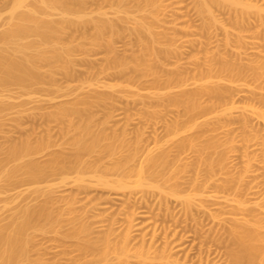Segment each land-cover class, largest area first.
<instances>
[{
	"label": "rangeland",
	"instance_id": "obj_1",
	"mask_svg": "<svg viewBox=\"0 0 264 264\" xmlns=\"http://www.w3.org/2000/svg\"><path fill=\"white\" fill-rule=\"evenodd\" d=\"M104 1L86 0L81 9L75 8L76 3L70 7L73 12L83 11L89 20L114 21L116 30L105 34L108 40L104 43L109 45H95L93 23L81 21L80 25L77 15L71 16L72 22L78 20L71 28H63L60 37L61 45L71 54V71L67 74L56 68L50 78L49 69L60 65L51 60L50 65H55L45 64L43 83L27 90L0 88V160L4 170L30 160L42 167L55 158L59 164L73 160L77 125L82 128L86 124L92 134L103 135L98 148L82 156L85 165L64 175L50 172L39 182L29 181L23 173L18 174L17 182L0 175V227L19 221L27 207L36 211L44 206L54 223L57 221L51 227H46L43 219L36 221L37 228L27 232L31 239L27 255L17 264H99L95 254L102 247L103 233L114 231L117 221L111 237L119 241L127 229L126 216L133 209L137 215L130 233L128 264H143L134 255L142 245L149 250L148 264H165L159 259L163 251L169 256L166 264H231L228 252L234 242L230 230L246 223L254 227L256 220L263 246L258 264H264V119L252 112L257 109L264 114V70H258L264 62V25L258 26L256 15L250 16L253 21L248 19L251 24L238 27L235 13L218 7L213 8L218 23L211 22L209 16L199 13L196 0ZM250 1L258 6V0ZM12 2L0 0V32L7 27ZM98 5L108 6V10L103 8L105 15L97 13ZM53 13V19L60 20V12ZM139 22L154 29V48L160 61L153 62L146 55L139 40H145L137 29ZM120 61L126 64L124 69ZM202 86L221 90L223 102L214 104L215 100L203 96L200 103L206 109L188 113L186 95ZM95 93L104 94L106 103L82 110L84 115L70 117L71 122L56 118L62 107L92 103ZM23 140L35 148L37 143V148L43 147L24 156L22 163L7 160L9 147ZM182 141L194 148L185 145L187 148L179 150ZM161 153L167 154L169 163L156 171L170 174L178 168L173 175L179 177V185L175 180L165 184L157 174L151 183L161 186L163 192L153 187L115 190L97 182L100 175L116 181L122 174L121 169L106 171L105 167L128 162V167L137 169L147 155L162 157ZM203 154L214 163L211 173L205 163L199 164ZM78 177L83 182H77ZM88 242L95 244L96 252L86 249Z\"/></svg>",
	"mask_w": 264,
	"mask_h": 264
},
{
	"label": "bare ground",
	"instance_id": "obj_2",
	"mask_svg": "<svg viewBox=\"0 0 264 264\" xmlns=\"http://www.w3.org/2000/svg\"><path fill=\"white\" fill-rule=\"evenodd\" d=\"M29 1L28 0H13V2L10 3L11 4L9 8L10 17L7 20L8 22H6L7 27L5 26L6 28L0 32V88H9L10 86H17L21 89L27 90L30 87L43 83V80L46 77V74L43 71V68L45 64L47 65V63L52 62L53 60H56V62L57 61L60 62V65L56 66L54 63L52 65H55V66H52L50 65L51 63H49L50 67L52 66L49 69V72H47L50 78H52V76L54 75L53 71H56V68H60L68 74V72L71 71V65H72L71 59H70L71 54L69 53V48H67V46L61 45L60 37L61 35L64 34L63 31H65V29L64 30L62 29L66 28V26L69 28L71 25H74L73 24L74 21L76 22V20L79 19L78 23L82 21L81 23H84L85 25H89L88 23H90L91 25V23H93L94 25L93 27H95L94 29L97 31L96 33L97 38L96 36H94L95 41H93L95 45H99L100 43L102 42L104 43V41L108 40V38L106 40V37H105L106 32L116 30L114 28L116 24L112 20H108V19L107 20H104V19L89 20V18L87 17L86 14L83 13V11L79 12L80 10H77L78 12L77 13L71 10L70 6L73 3L74 4L72 5V8L76 4L77 5L75 6V8L77 6L79 7L80 5H81L80 7L83 8V6H85L86 0H36L37 2L36 1H33L34 3L32 2L33 5L30 4V6H27L26 3ZM111 1H110V4H111ZM115 1L117 2V0ZM261 1L262 3L264 2V0H258V6L253 4L254 1L251 2L250 0L248 2H246L245 0H196L195 2H196V7H198L200 11L199 13L206 14L205 15L206 17L209 16L208 18L211 22L216 23L218 21V19L215 18L216 16H214L213 14V11H214L213 8L216 7V10H217V7H218L224 10L226 9L225 11H228V12L233 11L232 13H235V14L234 16L233 15L232 16L235 18V23H236L234 24L235 25L240 24L242 25V27L246 26L245 24L248 25V23H250L248 22V19L252 20L250 19V16L252 18L258 16L257 18L258 26H261L260 28H262V26L264 25V3L260 5ZM97 3H99V1ZM145 4H147V2ZM99 5L96 6L98 7L96 8V11L100 16H103L107 13L106 11L108 10L107 8L108 6L104 8V6L100 7ZM154 5L156 4L153 3V6ZM158 5H160V2ZM147 6H149V4L146 5V7ZM157 7L158 6L156 5V8ZM103 8L107 10L104 12ZM227 8L229 10H227ZM54 11L55 13L56 11L60 12L59 13L60 20L55 19L56 20L55 21L53 19ZM129 11L131 12V10ZM116 12L114 11V14ZM151 13H153V11ZM252 14H254V16H252ZM74 15H77L78 19L76 18V20H73L72 22L71 16H74ZM85 25H82V26H85ZM137 26L139 27L137 28L138 31L142 35L145 36L144 41L142 39L143 37H141L139 40L144 45L146 55L150 56L153 62H156L158 59V56L155 53V48H154V44L156 43V40L154 38V29L151 28L150 26H146L142 22H139ZM237 26L239 27V25ZM222 28H225V27L223 26ZM224 30L227 32V29H224ZM112 33L113 32H111V34ZM238 38L239 40L237 41L239 42V44L241 43L240 46L242 47L244 41L242 40V37L239 36ZM110 40L111 39L109 38V41ZM105 43L108 44V42H105ZM110 47H111L110 49H112V46ZM247 51L248 50H246V52ZM243 55H247V54L245 53ZM158 60L160 61V59ZM119 65L122 69L126 67V64L122 61L119 62ZM226 69L225 70L229 73H233L234 71V70L231 71V69L229 68H226ZM258 70L259 71L264 70V62L259 65ZM207 79H209V76ZM168 85H170V83H168ZM186 96H187L186 97L187 98L186 111L188 113H195V112H201L206 109L205 106H202V104L200 103L201 102L200 97L204 98L203 96H205L208 99H211L212 101L215 100L216 102L214 101L215 102V103L213 102L214 104H220L218 102L220 101L223 102L222 98L224 95L222 91L217 88H213V87L209 88V87L202 86L198 88L197 90L190 92ZM94 97L95 98L92 101V103L91 102L89 103L77 102L75 104H72L69 107L60 108L58 110L56 118L70 119L69 121L71 122V120L73 119H71L70 117L77 115V116H80L81 118L82 117L81 115H84L82 110L84 109L89 110V108H91L96 103H104V102L106 103L107 97L104 96V94L100 95L98 93L97 94L95 93ZM82 105L85 107L83 108ZM2 108L3 106H0V110H2ZM227 110L228 108L224 109V111H227ZM252 110H253L252 111L253 113H257L261 118L264 119L263 112H260L257 109H252ZM77 126H76V129L74 128L76 130V131L74 130L76 135L74 136L73 143H72L73 144L72 147H74V153H73L74 159L73 160L64 162V164H61V163L59 164L58 161L60 160L55 158L54 160L49 162V164L46 165L45 167L44 166L42 167L37 162L36 163H34V161L31 162L32 160H30L29 161L30 163L28 162L27 164H24V165L23 164L21 165L19 164L16 166L14 165V167L8 170H4L5 168L3 165L4 161L0 160V175L4 173L7 181L13 182L14 180H16L19 173H23V175H25V177L29 181L39 182V180H42L50 172H53V173L59 172L62 175H64L66 171L75 169L77 165L78 166L85 165V162L84 164L82 163V161L84 160L82 156H84L85 153H88L91 151L93 152L95 148H98L97 146H99V144L101 143L103 135L100 136L101 134L100 135L92 134L91 132L92 130L90 128L91 126L88 127L86 126V124L83 125L86 127L82 126V128H79ZM28 140H23L19 143L12 144L11 147H9V149L6 151L7 152L6 159L11 160V162L14 161V163L16 162L22 163L21 160L22 161L24 160L23 159L24 156L28 157L29 154L31 156V152H33L34 154L35 151L41 149V146H42L41 143L43 144V140L41 143L39 142L40 143L39 145H41L40 148H37L39 147L38 143H37V147L35 148L34 144L33 143L31 144V142H29L31 140L29 141ZM49 141L48 143L44 141V145L46 144L51 145ZM186 143L187 141L180 142V144H178L179 145L178 148H180L179 150H181V148H183L185 145L187 147L189 145V147L194 148V146H190V144L192 143L190 144H186ZM46 147L48 146H45V148ZM197 152H199V150H197ZM160 155H162V157ZM160 155H159L160 157L147 155L144 161L140 164V166L137 169L128 167V164H129L128 162L127 163H121V162L117 163L116 162L117 164H114L113 166H111L112 168L105 167V170L107 169L106 171L108 170L111 171V169L112 170L121 169L122 174L119 177V179H117L116 181H110L100 175V176H97V182L107 188H111L115 190L123 191L126 189H130V187H136V188L153 187L163 192V190H161V186L153 185L151 183L153 179L154 181L157 180V177H155V175L157 174L156 176H159L161 181L163 180L165 184H167L171 180H175V185L176 186L179 185L178 184L179 177L176 178L174 176L175 174L173 173L174 171L178 172L179 171L177 170L178 168H175L176 170L172 169V171H170V174H172L171 175L172 177H170V174L165 172L166 170L164 171L165 173L161 171L162 169L166 168L165 167L166 163H169V162L166 161L167 154L164 156V154L161 153ZM204 155L205 154L199 157V159L202 161V163L200 162L199 164L202 165L203 163H205V165L207 166V170H209V172L211 173L214 163L211 158H210L211 160L207 156H205L206 157L205 158ZM160 167H162V169ZM157 168L161 169L159 170L160 173H162L161 175H159L160 174L159 171H156L158 170ZM164 174L165 175L167 174V175L165 176ZM196 175H198V172H196ZM133 176L136 177L135 181L130 182L129 179L132 178ZM196 180L197 179L195 178L192 181L194 185L197 183ZM14 182H17V181H14ZM77 182H83L82 177H78ZM170 194L173 196H176V194L173 191H171ZM47 197L49 199V197H51L50 194ZM191 201L192 200L188 198L186 202V205L188 207H190ZM133 211L135 210L133 209ZM133 211H130L132 212V214L129 212L127 215L132 216L134 214L133 216L135 218L133 216L130 218L126 216L127 221L125 219V222H126L125 228L127 229H124V233L122 234L121 239L119 241H114L111 237V233L115 234V231H116L115 225L117 221L115 223L113 222L115 225L111 223L114 226V231L112 228H109L111 226L110 224L108 226V229L109 230L112 229V230H110V232L108 233H107L108 230L103 233L104 236L101 240L102 247L100 249H97V253L95 254V256L99 259V262H100L99 264L101 263L103 264L112 263L113 264V262H116V261L117 262L114 264H117V263L118 264H128L129 263V258L131 256V250L128 246H129V241L132 240V237L130 238V233L132 232L133 227H135L134 219H136V216H135L136 212L134 213ZM39 219L45 220V223L47 224L46 227H48V225L50 227L51 225L54 226L53 224L57 222L55 220V223H54V220L51 217V213L46 207L43 206L42 208L36 211H34V209L33 211H31L30 208L27 207L25 210H23V216L19 221L11 224L10 226L0 227V264H17L19 259L27 255L28 247L31 242L30 236L27 234V232L29 230H35L37 228L36 221L38 222ZM253 226L254 227L249 226V223H246V225L244 226L235 227L230 230V235L234 242L233 244L234 246L231 247L228 252L231 264H258V255L261 254V251L263 250L262 238H261L260 233L258 232V220L255 221V224ZM85 247L87 250H90L91 252H96L94 243L88 242ZM134 255L135 257L140 258L143 261V264H148V260L150 259L149 250L144 248L143 245L140 248H137L135 250ZM159 259L161 261H164L165 264L169 262V256L166 254V251H163L160 254Z\"/></svg>",
	"mask_w": 264,
	"mask_h": 264
}]
</instances>
